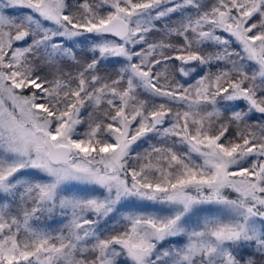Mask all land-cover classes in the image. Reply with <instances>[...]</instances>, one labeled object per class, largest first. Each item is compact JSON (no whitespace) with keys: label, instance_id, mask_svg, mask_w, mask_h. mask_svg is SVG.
I'll use <instances>...</instances> for the list:
<instances>
[{"label":"snow or ice","instance_id":"obj_1","mask_svg":"<svg viewBox=\"0 0 264 264\" xmlns=\"http://www.w3.org/2000/svg\"><path fill=\"white\" fill-rule=\"evenodd\" d=\"M0 264H264V0H0Z\"/></svg>","mask_w":264,"mask_h":264},{"label":"trees","instance_id":"obj_2","mask_svg":"<svg viewBox=\"0 0 264 264\" xmlns=\"http://www.w3.org/2000/svg\"><path fill=\"white\" fill-rule=\"evenodd\" d=\"M179 19V14H173L171 17L166 18V19H162L159 21H155L154 23L156 24V27L158 29H161V31H154L149 35V40L151 41H156L161 39L162 35H163V28L165 26V24H167L168 26H173L174 22L177 21ZM173 42H177L178 38L173 37L172 38ZM77 53L78 55H81L82 53L85 55V57H87V55H90L88 53V42L84 41L83 39L81 40V45L78 47L77 49ZM175 63H179L178 61H176ZM102 70H106V71H114L115 69V65L113 64H108L107 67H105L104 65L101 66ZM199 75H202L201 72H197L194 73L192 77L189 78H180L181 82H187V83H194L195 79L199 77ZM241 107L243 106V104L241 103L240 105ZM253 119H256V117L254 116ZM80 131H83V129L81 128ZM112 221L110 220L109 223H111ZM62 221L59 218L53 219V220H42L39 222V227H43V228H47V229H57L61 226ZM182 238H178L177 241H173V242H181ZM169 242H165L164 246H168Z\"/></svg>","mask_w":264,"mask_h":264},{"label":"rangeland","instance_id":"obj_3","mask_svg":"<svg viewBox=\"0 0 264 264\" xmlns=\"http://www.w3.org/2000/svg\"><path fill=\"white\" fill-rule=\"evenodd\" d=\"M149 137H150L152 143H156V139H155V137L152 136V134H149ZM147 147H148V141L145 139H142V140L138 141L135 145H133V154H135L136 152H143V149H145ZM179 150L184 151L185 149L180 148ZM181 242H182V240H181ZM163 247H167V246L163 245Z\"/></svg>","mask_w":264,"mask_h":264}]
</instances>
